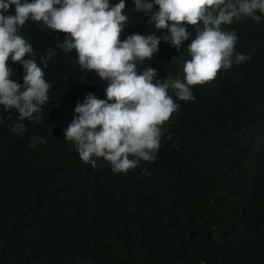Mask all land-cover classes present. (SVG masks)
<instances>
[{
    "label": "trees",
    "instance_id": "obj_1",
    "mask_svg": "<svg viewBox=\"0 0 264 264\" xmlns=\"http://www.w3.org/2000/svg\"><path fill=\"white\" fill-rule=\"evenodd\" d=\"M125 3L121 41L167 34L135 12L133 0ZM4 15H15V5ZM184 26L191 35L181 51L161 39L138 74L150 66L154 83L183 80L196 35ZM221 27L237 31L236 51L251 60L194 86V101L169 89L179 107L163 125L157 159L126 174L113 173L103 158L95 168L85 164L64 139L77 102L89 93L107 99L108 82L82 71L75 50L58 47L64 33L32 20L18 30L36 52L24 59L43 68L40 57L48 49L56 55L43 68L52 87L40 123L25 119L26 131L12 133L18 113L11 110L9 120L0 106V264H264V18ZM8 67L22 84V65Z\"/></svg>",
    "mask_w": 264,
    "mask_h": 264
},
{
    "label": "clouds",
    "instance_id": "obj_2",
    "mask_svg": "<svg viewBox=\"0 0 264 264\" xmlns=\"http://www.w3.org/2000/svg\"><path fill=\"white\" fill-rule=\"evenodd\" d=\"M133 4L135 12L148 17L149 25L167 34L134 33L121 41L128 21L125 0L111 6L109 0H0V106L9 113V120L11 110L18 113L17 122L9 125L12 133L26 131L25 119L42 121L39 114L52 87L43 68L55 50L48 49L40 57L43 68L34 59H24L36 55L32 44L18 34L29 20L64 33L65 40L58 47L66 53L75 50L82 71H94L108 82L107 99L89 93L83 103L77 102V115L64 130V139L73 144L85 164L95 168L103 158L113 173L126 174L141 161L157 159L163 125L179 107L169 89L178 100L194 101V86L211 83L221 70L251 60V55L236 51L237 31H224L221 26L246 19L260 23L264 18V0H133ZM154 4L158 11H153ZM12 5L15 15H4ZM184 25L193 26L196 35L187 47L190 59L183 63V80L168 76L163 83H154L158 72L150 66L138 74V64L152 59L161 39L181 51L191 35ZM9 61L22 65V84L11 79ZM166 138L172 140L171 135ZM37 139L46 142L33 137ZM144 174H148L146 169Z\"/></svg>",
    "mask_w": 264,
    "mask_h": 264
}]
</instances>
